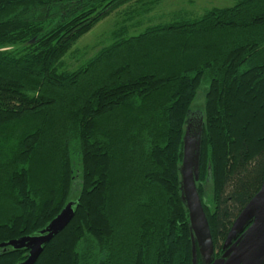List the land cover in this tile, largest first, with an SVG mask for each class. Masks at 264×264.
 <instances>
[{
  "label": "trees",
  "instance_id": "16d2710c",
  "mask_svg": "<svg viewBox=\"0 0 264 264\" xmlns=\"http://www.w3.org/2000/svg\"><path fill=\"white\" fill-rule=\"evenodd\" d=\"M132 1L0 0V244L39 234L74 202L35 264H192L179 172L191 110L204 116L197 187L215 248L261 188L264 0L120 33L59 71ZM28 256L2 248L0 264Z\"/></svg>",
  "mask_w": 264,
  "mask_h": 264
},
{
  "label": "water",
  "instance_id": "95a60500",
  "mask_svg": "<svg viewBox=\"0 0 264 264\" xmlns=\"http://www.w3.org/2000/svg\"><path fill=\"white\" fill-rule=\"evenodd\" d=\"M204 116L202 111H189L183 139L181 201L189 213L192 264H264V178L260 190L252 197L233 222L223 244V254L215 258V244L197 183L200 180ZM75 215L74 202L39 234L0 244V249L26 248L29 256L21 264H35L44 246L61 233Z\"/></svg>",
  "mask_w": 264,
  "mask_h": 264
},
{
  "label": "rangeland",
  "instance_id": "374dc122",
  "mask_svg": "<svg viewBox=\"0 0 264 264\" xmlns=\"http://www.w3.org/2000/svg\"><path fill=\"white\" fill-rule=\"evenodd\" d=\"M238 0H133L120 7L108 17L97 23L92 30L81 37L72 49L63 57L59 71L73 72L84 66L104 48L116 40V35L124 37L143 33L147 28L174 23L179 20H193L202 17L213 8H230ZM14 50L13 47L8 48ZM200 95L198 101H203ZM77 177L81 168L75 166ZM210 191L206 200L210 202ZM223 242H220V245ZM218 251L219 248H216Z\"/></svg>",
  "mask_w": 264,
  "mask_h": 264
},
{
  "label": "flooded vegetation",
  "instance_id": "af4514ba",
  "mask_svg": "<svg viewBox=\"0 0 264 264\" xmlns=\"http://www.w3.org/2000/svg\"><path fill=\"white\" fill-rule=\"evenodd\" d=\"M215 251H216V255H215L216 259L219 258L223 254V250L222 249L217 251L216 248H215ZM200 264H201V261H200Z\"/></svg>",
  "mask_w": 264,
  "mask_h": 264
}]
</instances>
